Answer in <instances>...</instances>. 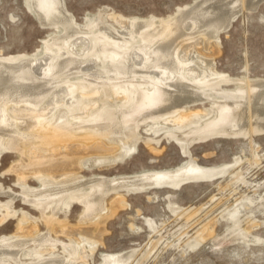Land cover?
<instances>
[{
    "label": "bare ground",
    "instance_id": "bare-ground-1",
    "mask_svg": "<svg viewBox=\"0 0 264 264\" xmlns=\"http://www.w3.org/2000/svg\"><path fill=\"white\" fill-rule=\"evenodd\" d=\"M238 1L197 0L169 20L117 17L119 33L100 13L79 27L64 0H30L41 25L63 32L46 42L40 56L0 58V162L7 154L21 156L6 170L14 172L21 192L9 189L10 199L0 201V225L18 219L15 233L0 236V264H87L107 232V219L128 206L127 193L178 189L189 181L235 173L228 164H199L189 156V146L216 137L252 140L264 132V78L231 77L214 62L220 33L236 17ZM241 2L245 9L247 0ZM101 60L107 61L105 67L98 66ZM204 99L211 105L195 109ZM159 132L179 144L186 164L114 177L81 173L125 160L140 138L160 153ZM32 178L38 186L29 184ZM18 197L39 215L16 209ZM73 203L82 209L76 225L69 223ZM241 205L242 200L220 216L236 226ZM216 220L203 225L196 238L211 234ZM249 234L245 228L236 239L261 242ZM136 251H103L99 264H132Z\"/></svg>",
    "mask_w": 264,
    "mask_h": 264
},
{
    "label": "rangeland",
    "instance_id": "rangeland-1",
    "mask_svg": "<svg viewBox=\"0 0 264 264\" xmlns=\"http://www.w3.org/2000/svg\"><path fill=\"white\" fill-rule=\"evenodd\" d=\"M64 1L79 27L93 23L100 13L108 28L120 33L117 17L142 21L155 16L169 20L197 0ZM247 3L245 10L241 0L238 1L240 5L236 17L220 33V53L215 54L214 62L218 71L231 77L255 80L264 78V0H247ZM254 3L257 4L256 10L252 8ZM61 32L62 28L41 25L30 0H0V58L14 62L24 57L40 56L45 51L46 42L51 41L55 33L59 35ZM127 36L131 38V34ZM106 64V60H101L98 66L105 67ZM236 87L228 86L231 89ZM209 99L195 103V109L211 105ZM140 131L143 137L148 135L143 128ZM157 135L160 137L157 144L160 153L152 151L142 137L136 150L125 160L109 166L85 167L81 173L87 177L95 174L114 177L153 169H172L186 164L188 157L179 144L172 138L164 137L162 132ZM189 150V156L199 164L217 167L228 164L229 170L233 169L235 173L226 172L224 177L220 175L212 179L189 181L182 184L179 190L158 187L127 193L128 206L120 208L107 219V232L103 233L102 242L98 243L87 264H99L103 251L126 252L135 249L137 253L132 264H264V199H261L264 198V132L254 134L252 140L249 137L198 140L190 144ZM20 157L18 154H7L1 159V202L10 199L5 191L12 189L15 193L21 192L14 172L6 171ZM29 184L35 187L39 181L32 178ZM149 194L156 195V198L148 197ZM240 199L243 205L234 226L220 214ZM249 200L254 202L249 203ZM169 201L173 202L171 206L178 209L177 212L172 211ZM13 205L18 210L25 209L39 215L36 210L24 205L20 197L14 200ZM81 210V205L77 203L69 207L71 225H76ZM212 220H216L212 233L208 235L206 231L203 232V239L196 238L202 226ZM17 224L18 219L14 218L0 225V236L15 233ZM245 228H249L250 236L261 238V242L251 241L247 244L244 240L236 239L237 234L245 232ZM41 230H46L45 224L41 225ZM59 238L67 240L64 236ZM194 239L198 241L197 245L189 247L187 242Z\"/></svg>",
    "mask_w": 264,
    "mask_h": 264
}]
</instances>
